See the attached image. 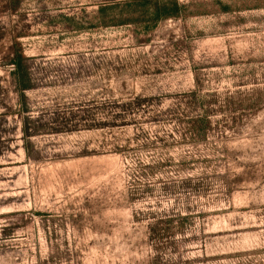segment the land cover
Masks as SVG:
<instances>
[{"label":"rangeland","instance_id":"obj_1","mask_svg":"<svg viewBox=\"0 0 264 264\" xmlns=\"http://www.w3.org/2000/svg\"><path fill=\"white\" fill-rule=\"evenodd\" d=\"M177 2L0 0V264H264V0Z\"/></svg>","mask_w":264,"mask_h":264},{"label":"trees","instance_id":"obj_2","mask_svg":"<svg viewBox=\"0 0 264 264\" xmlns=\"http://www.w3.org/2000/svg\"><path fill=\"white\" fill-rule=\"evenodd\" d=\"M171 9L169 11H163L162 16H173L178 13L179 11V5L177 0H171ZM158 15V14H156ZM26 59L22 55V51L16 47L12 49L11 58L9 59L10 64L12 65V70L9 71V75L11 77L12 84L14 88L16 89V92L18 94V115H22L26 112V104L24 103L25 100V91L29 90L33 86V79L31 74V69L26 65L25 63ZM238 94V92H226L225 95H231V94ZM134 103L136 105H139V99L138 97L130 98L129 101L116 104L118 106L117 110L111 111V119L113 120V124H116L117 121L122 122L124 121V118L122 115L128 114L132 112H136L139 107H131ZM221 108V107H219ZM203 109V107H202ZM210 112L206 110L205 108L202 110L201 114L192 119L188 124L189 131L193 134H200L202 131L205 130V128L210 126L209 122V116ZM119 117V118H118ZM74 118V117H73ZM103 118L100 119H90V122H94L95 125L103 124L104 122H101ZM70 120V119H69ZM42 119L41 117H27L24 119L23 124L21 126V134L22 139L24 140V150L27 156H29V148L27 140L30 136L37 134L38 132L43 131L45 129V125L41 124ZM72 122V119L71 121ZM80 122H88L87 119H83L78 117V124ZM99 122V123H98ZM68 124V119L65 120V124ZM72 124V123H71ZM123 125V124H122ZM70 127H75V125H70ZM116 126V125H114ZM173 224V217H167L165 219H160L158 222L150 225V234L153 241H156L158 243H163L164 241H167L168 238H172V236L175 234V232H181L182 229L180 225L178 224L176 227H172ZM175 228V229H174ZM161 246V245H160ZM166 248V247H165ZM164 248V249H165Z\"/></svg>","mask_w":264,"mask_h":264}]
</instances>
